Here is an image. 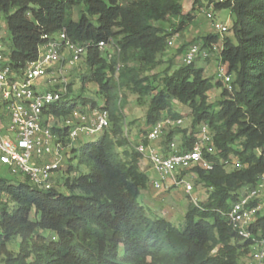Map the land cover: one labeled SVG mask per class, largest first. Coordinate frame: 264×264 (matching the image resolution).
I'll use <instances>...</instances> for the list:
<instances>
[{"label": "trees", "instance_id": "16d2710c", "mask_svg": "<svg viewBox=\"0 0 264 264\" xmlns=\"http://www.w3.org/2000/svg\"><path fill=\"white\" fill-rule=\"evenodd\" d=\"M81 2L87 8L75 21L73 10ZM203 2L218 11L230 9L233 16L215 59L232 76L233 91L217 82L222 88L217 111L208 101L212 77L195 63L171 75L141 78L156 68L169 37L187 26L183 0H0L4 44L9 41L5 54L13 71L21 73L38 59L44 36L65 32L74 44L88 46L80 94L70 86L48 90L61 94V101L47 105L44 116L69 118L90 105L107 111L111 122L108 131L73 151L77 163L61 177L66 193L41 190L28 180L0 179V264H240L250 243L241 245L227 215L239 192L264 176V0H195L194 6ZM172 19L179 20L178 27L167 33L160 23ZM110 39L120 54L108 61L97 45ZM220 41L218 32L203 39L210 49ZM89 84L97 86L101 105L84 97ZM125 91L142 101L153 96L148 129L164 112L172 114L178 102L190 108L196 124H208L214 132L216 153H205L213 169H194L196 184L209 193L203 202L190 201L179 227L139 200L149 178L136 144L125 135ZM52 132L59 142H69L61 129ZM179 134L168 133L163 146L169 148ZM198 142L197 135L184 132L181 150ZM228 165L237 168L229 172ZM2 196L10 202L3 203ZM253 232L264 238V216ZM15 240L17 250H10Z\"/></svg>", "mask_w": 264, "mask_h": 264}, {"label": "built area", "instance_id": "2783aa9c", "mask_svg": "<svg viewBox=\"0 0 264 264\" xmlns=\"http://www.w3.org/2000/svg\"><path fill=\"white\" fill-rule=\"evenodd\" d=\"M224 3L226 0H216ZM214 7L213 5H210ZM207 19L213 21V14L207 13ZM213 28L220 35L225 34L229 27L223 23H215ZM7 28L0 22V116L6 110V124L0 122V166L9 169L13 176L21 181L28 180L41 190L55 188V173L62 166L63 143L52 132L47 124L43 111L47 105L61 101V94L51 93L47 89L40 90L38 82L49 78L50 71L62 63L74 65L88 56V46L74 44L65 32L52 36H44L46 43L39 48L38 59L29 63L21 73L11 69L5 54L4 40ZM171 45V42L169 43ZM102 57L110 61L120 50L112 39L97 45ZM223 50L222 39L208 51L200 45L190 46L183 59L185 65H191L198 59H212ZM224 74L221 80L229 92L233 91L232 76L227 74L226 66H219ZM66 91V87L63 89ZM76 114V113H75ZM182 119L162 116L154 126L148 129L146 143L136 145V150L148 162L157 178L153 186L157 190L163 188V182L170 180L176 187H182L188 195L195 191L194 185L185 177L183 171L196 168L211 171L212 164L205 158V153L215 154L214 132L208 124H201L199 142L192 148L178 150L175 142L169 146L167 153H162L154 144L164 138L169 131L179 128ZM111 127L107 111L95 114V129L92 133L102 132ZM71 133L69 139L75 138ZM54 157V158H52ZM52 158V159H51ZM179 174V176H177ZM264 176L253 186L239 192V199L231 207L227 217L238 237L243 243L249 242L251 261L249 264H264V238H257L253 232L257 219L264 216ZM197 203L196 199L192 200Z\"/></svg>", "mask_w": 264, "mask_h": 264}, {"label": "rangeland", "instance_id": "374dc122", "mask_svg": "<svg viewBox=\"0 0 264 264\" xmlns=\"http://www.w3.org/2000/svg\"><path fill=\"white\" fill-rule=\"evenodd\" d=\"M195 0H183V6L186 14L190 15V19L187 23V26L184 27L183 31L179 33H175L173 36L169 37L168 41L171 42V45H168L166 51L158 57V64L155 69L152 71L144 72L141 75V78L150 77L152 78L154 75L168 73L172 74L176 71L180 66L184 65L183 59L186 54L187 49L194 45L198 44L201 46L202 49L210 50V47H205L203 39L204 37L217 34L214 30L213 25L215 23H223L228 25L230 28L232 26V11L230 9L218 11L214 9V7L210 6L208 2H203L202 6H194ZM87 5L85 2H81L77 6H75L73 13H74V20L78 21L80 18V14L82 11H85ZM211 12L213 14L214 20L211 21L207 19V13ZM178 19H172L169 23H160L164 27L167 33H173L178 27ZM0 22L5 25L4 19H0ZM7 33V32H6ZM227 35V32L223 35H220L222 39ZM9 41L5 42V53H8ZM212 59L202 61L198 59L195 61V66L197 68H206L207 75L212 77V87L209 91V103L213 106V109L217 111L219 109V101H220V94L222 88L217 86V82L221 80L222 73L219 68V63L216 62L214 58V52L211 51ZM86 55H84L83 59L80 62L71 65L62 63L57 65L54 69L50 71L49 78H45L42 80L44 82L43 88L47 90H60L67 86L72 87V90L75 91L76 94H80L81 87H82V77L87 72V67L85 65ZM221 75V76H220ZM97 86L95 84H89L87 86V90L84 93L85 98L92 99L97 103L102 104V97L97 94ZM40 90H43L40 88ZM125 100L126 103L124 105V115H125V135L129 138L130 141H134L136 136L145 135L146 130H148V125L146 122V114L148 111L149 104L153 96H150L145 99V101L140 100L138 95H135L131 92L125 91ZM100 110L92 109L90 105L82 106L78 111H76L73 116L69 118H47V124L51 129H61V136L70 135L71 133H75V138L73 140L67 141L66 144H63L62 150V166L61 171L56 172L55 177V188L60 189L62 192H67L66 188L63 186L62 183V175H66V171L69 165H75L77 161L74 160L73 151L80 149V144L87 143L89 141H94L96 137L101 135V132L92 133L91 130L95 129V114ZM172 114L168 112H164L163 116H168L174 119H182V125L173 130V131H180V134L174 138V142L177 145V149L181 150L182 146V135L186 132L187 136L197 135L198 138L201 137L199 134L200 125L195 123L194 117L191 114L190 108L186 105L181 103L175 102L171 111ZM3 118L6 120V110L2 109ZM175 115V116H174ZM110 129V128H109ZM108 129V130H109ZM107 130V131H108ZM172 131H169L170 133ZM167 135V134H166ZM165 135V136H166ZM89 140V141H88ZM135 143V142H134ZM155 148L161 150L163 147V138L156 142ZM123 153V150H120ZM54 158V157H52ZM51 158V159H52ZM236 162V161H234ZM234 168H237L235 165H228L226 170L232 171ZM150 176H152L153 172L149 171ZM179 176V174L177 175ZM180 176L185 177L189 182L194 185L195 191L192 193L195 194L196 192H204L203 198L201 200H197V203L203 202L206 200L208 195V191L202 186L196 184L197 173L194 170L183 171L180 173ZM0 179H7L12 183H16V181H21L17 177L13 176L9 169L5 166H0ZM142 195V194H141ZM178 190H174L169 195L168 199L164 198L165 205H172V201L174 199L179 198ZM178 196V197H177ZM141 202V196H140ZM262 200H258V203L261 204ZM1 201L3 203L10 202L6 196L1 197ZM192 201V198H185L181 203H187ZM176 216L172 219V223L176 226H181L184 222L183 209L176 208ZM182 217V218H181ZM45 236L48 240L53 238L51 233H45ZM17 242L18 240L13 241L9 245L10 250H17ZM244 243L241 242V245ZM244 254L240 258V264H249L251 261L250 257V250L245 249Z\"/></svg>", "mask_w": 264, "mask_h": 264}, {"label": "crops", "instance_id": "0c3cea01", "mask_svg": "<svg viewBox=\"0 0 264 264\" xmlns=\"http://www.w3.org/2000/svg\"><path fill=\"white\" fill-rule=\"evenodd\" d=\"M202 61L204 62L205 60H202ZM204 69H205V73L207 74L208 70L206 71V68ZM43 84L44 82L40 81L38 82L37 86L39 88H42L43 90H46L43 88ZM0 122H1V125L3 126L6 124V120L5 118H3V115L0 116ZM146 135L147 134L136 136L134 138V141L133 142L131 141V142L132 143L135 142L134 144L136 145L140 143H146ZM156 144L157 143H155L154 146H156ZM168 150L169 148H165L163 146L162 149L159 151H161L162 153H167ZM141 168H142V171H144L149 178V183L141 195V204L145 206L146 208L150 209L157 216H161L172 222V219L176 216V210H175L176 208H180L181 210L183 209L182 216H184L187 211L189 201L183 204L181 203V201H183L185 198H190V197L192 198V200L193 199L201 200L203 198L204 192L199 191L193 195H188L182 187L174 186L170 180H165L163 182V188L161 190H157L153 186V181L157 178V176L154 173L150 164L148 162H142ZM149 171L153 172L152 176H150ZM174 190H178L179 198L174 199L171 202L172 205H165V202L163 201L164 198L168 199L169 195Z\"/></svg>", "mask_w": 264, "mask_h": 264}]
</instances>
